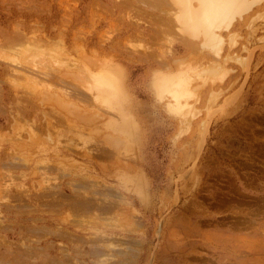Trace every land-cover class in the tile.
<instances>
[{"label":"rangeland","instance_id":"rangeland-1","mask_svg":"<svg viewBox=\"0 0 264 264\" xmlns=\"http://www.w3.org/2000/svg\"><path fill=\"white\" fill-rule=\"evenodd\" d=\"M92 1L0 0V264H264V0L218 59L158 2ZM212 63L189 116L159 97Z\"/></svg>","mask_w":264,"mask_h":264},{"label":"bare ground","instance_id":"bare-ground-1","mask_svg":"<svg viewBox=\"0 0 264 264\" xmlns=\"http://www.w3.org/2000/svg\"><path fill=\"white\" fill-rule=\"evenodd\" d=\"M94 1V0H93ZM92 1V2H93ZM122 1V0H121ZM120 1V2H121ZM128 1V0H127ZM134 1V0H133ZM144 2L146 1V0H143ZM142 1V3H144ZM148 1H150V4H151V1L152 0H148ZM259 1H262V0H259ZM97 1L95 0V2H94V6H95V3H96ZM135 2V1H134ZM137 0H136V4H137ZM140 0H139V4H140ZM153 2H158L157 4L160 6V8L161 9H159V7L158 8H156L155 7V3H152V4H154V6L152 5V6H150V5H148L149 7H150V9H152L151 7H153V10H154V7L156 8V9H159L161 12H163L164 13V15L165 16H167L168 18H169V21H172V25H174L173 27L176 29V31L175 32H178V34L179 35H181L182 36V38L184 39V40H188V41H190V42H192L193 40L192 39H199V45H196L195 43H194V45H196V46H198L200 49H202V51H209L210 52V55L211 56H213V54H214V56L213 57H216L217 59L218 58H220L221 57V51H222V49H223V45H224V43L226 42L225 41V38H224V34H226V31H228V29L229 28H231L233 25H234V22H235V20H236V18L237 17H239L240 15L241 16H243V14L242 13H244V11L246 12V11H249L250 10V8L249 7H252L253 5L252 4H255V2L257 3L258 2V0H153ZM254 2V3H253ZM98 3V2H97ZM122 3V2H121ZM125 3H127V2H125ZM130 3H132V2H130ZM141 3V4H142ZM149 3V2H148ZM252 3V4H251ZM99 4V3H98ZM133 4V3H132ZM146 5H147V3H145ZM144 4V5H145ZM250 4L252 5V6H250ZM92 6H93V3L91 4ZM134 5H135V3H134ZM143 5V4H142ZM145 5V6H146ZM257 5H258V3H257ZM132 6V8H134L133 7V5H130V7ZM147 6V7H148ZM137 7H138V5H137ZM95 8H96V6H95ZM99 8V7H98ZM139 8H140V6H139ZM138 8V9H139ZM143 8V7H142ZM249 8V10H247ZM155 9V10H156ZM252 9V8H251ZM108 10V9H107ZM136 10H137V8H136ZM142 11V10H141ZM157 12H158V10H157ZM152 13H154V12H152ZM247 13V12H246ZM132 14V13H131ZM143 14H144V12H143ZM162 14V13H161ZM245 14V13H244ZM139 15V14H138ZM141 16V15H140ZM241 16H240V18H241ZM131 17V16H130ZM159 17H160V13H159ZM164 17V16H163ZM166 17V18H167ZM152 18V17H151ZM158 18V17H157ZM162 18V17H161ZM166 18L164 19V20H166ZM167 18V19H168ZM163 20V21H164ZM133 21V20H132ZM131 21V22H132ZM134 21H135V19H134ZM137 21V20H136ZM139 21V20H138ZM138 21H137V23H138ZM144 21V20H143ZM166 21H168V20H166ZM165 21V22H166ZM168 21V22H169ZM154 22V21H153ZM158 22H160V21H158ZM165 22H163V23H165ZM130 23V22H129ZM134 23V22H133ZM171 23V22H170ZM134 24H136V23H134ZM152 24V23H151ZM154 24V23H153ZM169 25L168 23H165V25ZM158 25V24H157ZM162 25V24H161ZM166 25V26H167ZM137 26H138V24H137ZM137 26H135V27H137ZM154 26L155 25H153V28L152 29H154ZM171 26V25H170ZM156 27V26H155ZM159 27L161 28V26L159 25ZM138 28V27H137ZM137 28H135V29H137ZM156 28H158V26L156 27ZM155 28V29H156ZM168 28H170V27H168ZM162 30L164 29V28H161ZM165 29H167V28H165ZM18 30V29H17ZM173 30V29H172ZM137 31H138V29H137ZM157 32H158V30H156ZM161 31V30H160ZM168 31V30H167ZM2 32V31H1ZM0 32V33H1ZM130 32V31H129ZM139 32V31H138ZM154 32V31H153ZM163 32V31H162ZM166 32V31H165ZM171 32H173V31H171ZM168 33V32H167ZM166 33V34H167ZM133 34V33H132ZM139 34V33H138ZM157 34V33H156ZM155 34V35H156ZM161 34H163V33H161ZM165 34V33H164ZM169 34V33H168ZM173 34V33H172ZM134 36L136 35V34H133ZM142 35V34H141ZM175 35V34H174ZM105 36V35H104ZM139 35H137V37H138ZM173 36V35H172ZM176 36V35H175ZM178 36V35H177ZM9 37H11V36H9ZM13 37V36H12ZM14 37H15V35H14ZM19 38L21 37V36H18ZM24 37V36H23ZM128 37V36H127ZM137 37H135V38H137ZM16 38V37H15ZM73 38V37H72ZM154 38V37H153ZM24 39V38H23ZM14 40H16L17 41V39H14ZM101 40H102V38H101ZM135 40V39H134ZM133 40V41H134ZM141 40V39H140ZM176 40H178V39H176ZM175 40V41H176ZM136 41V40H135ZM144 41V40H143ZM142 41V42H143ZM171 41V40H170ZM195 42V41H194ZM18 43V42H17ZM102 43V42H101ZM100 43V44H101ZM137 43V42H136ZM189 43V42H188ZM63 44V43H62ZM119 44V43H118ZM149 44V43H148ZM170 44V43H169ZM73 45V44H72ZM151 45V44H150ZM64 47H66V46H64ZM74 47V46H73ZM130 47V46H129ZM198 47L196 48V49H198ZM137 48V47H136ZM134 49V48H132L133 50H136L137 51V49ZM77 49V48H76ZM194 49V48H193ZM195 49V50H196ZM15 50V49H14ZM83 50V49H82ZM63 51V50H62ZM129 51V50H128ZM131 51V50H130ZM140 51V50H139ZM138 51V52H139ZM141 51H142V49H141ZM77 52V51H76ZM84 52V51H83ZM82 52V53H83ZM91 52V51H90ZM199 52V51H198ZM200 52H201V50H200ZM81 53V52H80ZM85 54H86V52H84ZM131 53V52H130ZM132 53H134L133 51H132ZM146 53V52H145ZM173 53H174V51H173ZM84 54V55H85ZM191 54H193V53H191ZM203 54V53H202ZM209 54V53H208ZM137 55V54H136ZM139 55H144V54H141L140 52H139ZM139 55H138V57H139ZM152 55V54H151ZM11 56V55H10ZM53 57V56H52ZM82 57H83V55H82ZM86 57H88V56H86ZM142 57V56H141ZM144 57V56H143ZM142 57V58H143ZM6 58V57H5ZM11 58V57H10ZM10 58H8V59H10ZM48 58H51V57H48ZM69 58V57H68ZM141 58V59H142ZM151 58V57H150ZM86 58H84V60H85ZM144 59H146V58H144ZM153 59V58H152ZM234 59V58H233ZM76 60V59H75ZM143 60V59H142ZM6 61H7V59H6ZM11 61H14L13 59L11 60ZM143 61H145V60H143ZM181 61V60H180ZM201 61V60H200ZM10 61H8V65L9 66H7V67H10V63H9ZM54 62V61H53ZM88 62H90V61H88ZM177 62H179V61H177ZM57 63V62H56ZM61 63V62H60ZM65 63V62H64ZM66 63H67V61H66ZM158 63V62H157ZM160 63V62H159ZM158 63V64H159ZM161 63H163V62H161ZM180 63V62H179ZM183 63V62H182ZM48 64H51V63H48ZM91 64V63H90ZM100 64V63H99ZM213 64V63H212ZM12 65V64H11ZM73 65V64H72ZM159 65H163V64H159ZM165 65V64H164ZM2 66V65H1ZM0 66V67H1ZM6 66V65H5ZM29 66V65H28ZM73 66H75V65H73ZM100 66V65H99ZM167 66V65H166ZM176 66V65H175ZM219 66V64L217 63L216 65L215 64H213L211 67H209L208 69H206L207 68V66H206V68H203L202 70L203 71H199L198 73H197V75L196 74H194V75H192V71L193 70H185V72H182L181 73V70L183 69V68H181V69H179L178 71H179V73L178 74H176V75H173V76H164V77H162L161 79H158V80H156V81H154V87H155V89H156V91H157V93H158V95H159V97L160 98H164V96L167 94V95H169V96H171V98L173 99V101H175V103L176 104H181V105H179L178 107H173V111L175 112V113H177L178 115H180V117H186V116H189L190 114H192L193 112H191V107L188 105V101L190 100V99H192L193 97H195L196 98V101L198 102L199 101V96H198V94H195L198 90H200L199 88H200V85H198L197 87H196V85H195V87H196V89L194 88V80L196 81V79L198 78L199 80H201L202 82H203V84L205 85L206 83H207V81H208V79L210 80V82L211 81H213L212 83H215L216 81V79L217 78H219V75H220V77L222 76V77H224L223 75H224V73H222L224 70H221L220 68H222V67H218ZM50 67V66H49ZM85 67H87V66H85ZM21 68V67H20ZM40 67H38V69H39ZM47 68V67H46ZM75 68V67H74ZM93 68V67H92ZM164 68V67H163ZM186 68V67H185ZM166 69V68H165ZM168 69V68H167ZM218 69H220V70H218ZM11 70V69H10ZM12 70H14V71H10L11 73H10V75H13L12 73H15L16 71H18V72H21V74H22V76L24 77V75H23V71H27L26 73H28V71H29V69L28 68H24V70H18V69H15V68H13ZM16 70V71H15ZM30 70H33L32 68L30 69ZM39 70H43V69H39ZM76 70V69H75ZM80 71H81V69H79ZM78 71V70H77ZM219 71H221V74H220V72ZM33 72V75L35 74V72L34 71H32ZM32 72L30 71V73L29 74H32ZM225 72V71H224ZM26 73H25V75H26ZM37 73V72H36ZM52 73V72H51ZM63 73V72H62ZM194 73V72H193ZM18 74V73H17ZM46 74V73H45ZM68 74V73H67ZM71 74V73H70ZM202 74H204L205 75V78H204V75H202ZM216 74H219V75H217L218 77L216 78ZM9 75V76H10ZM36 75V74H35ZM38 75V74H37ZM40 75V74H39ZM48 75V74H47ZM87 75V74H86ZM85 75V76H86ZM108 75H110V74H108ZM163 75V74H162ZM168 75V74H167ZM15 76V75H14ZM31 76V75H30ZM43 76V75H42ZM51 76V75H50ZM111 76V75H110ZM110 76H107L106 74H104V75H102L100 78H98L97 80L95 79V80H93L92 82L95 84V87L97 86V87H99V88H101V89H103L104 88V86L105 87H108V86H110V87H112V86H114V83H115V81L113 80V81H111V77ZM159 77H160V75H159ZM193 77H195V78H193ZM197 77V78H196ZM71 78V77H70ZM93 78V77H92ZM111 78V79H110ZM34 79H36L35 77H34ZM37 79H39V78H37ZM89 79V78H88ZM197 79V80H198ZM224 79V78H223ZM16 80H18V79H16ZM42 80H44V79H42ZM80 80V79H79ZM92 80V79H91ZM155 80V79H154ZM220 80H222V78L221 79H219V81ZM26 81H28V80H26ZM28 82H30V81H28ZM63 82V81H62ZM81 82H82V80H81ZM19 83V82H18ZM87 83V82H86ZM24 84V83H23ZM82 84V83H81ZM88 84V83H87ZM29 86V85H28ZM28 86H25V87H28ZM31 86V85H30ZM74 87V86H73ZM96 87V88H97ZM115 87V86H114ZM201 87H202V84H201ZM67 88V87H66ZM93 88V87H92ZM77 89V88H76ZM97 90H99V89H97ZM194 91H196V92H194ZM41 92V91H40ZM80 92V91H79ZM69 93V92H68ZM212 93L213 92H211V96L213 97V96H215L216 95V93H215V95H212ZM214 94V93H213ZM41 95V94H40ZM43 95H45L44 93H43ZM51 95V94H50ZM53 95V94H52ZM218 95L219 94H217L216 95V97H218ZM39 96V95H38ZM77 96V95H76ZM210 96V97H211ZM73 97V96H72ZM78 97V96H77ZM210 97H209V99H210ZM216 97H215V99H216ZM25 98V97H24ZM159 98V99H160ZM49 99V98H48ZM91 99V98H90ZM214 98H212V100H213ZM24 100H27V99H24ZM21 101V100H20ZM22 102V101H21ZM211 103H212V101H210ZM209 102V103H210ZM29 103V102H28ZM61 104V103H60ZM74 105V104H73ZM192 105V104H191ZM193 111V110H192ZM197 112H198V110H196ZM194 113L195 114H197L195 111H194ZM199 113V112H198ZM214 113V112H213ZM212 113V114H213ZM109 114V113H108ZM93 115V114H92ZM183 117V118H184ZM98 135V134H97ZM118 135V134H117ZM117 138V137H116ZM123 139V138H122ZM101 140V139H100ZM119 141V140H118ZM117 141V142H118ZM119 144H121V143H119ZM111 149V148H110ZM133 150V149H132ZM135 150V149H134ZM133 150V151H134ZM87 153V152H86ZM113 157V156H112ZM116 164V163H115ZM79 188V187H78ZM103 189V188H102ZM105 194V193H104ZM107 194V193H106ZM47 195V194H46ZM76 197V196H75ZM64 200V199H63ZM81 202V201H80ZM40 203V202H39ZM90 203V202H89ZM83 204V203H82ZM112 204V203H111ZM84 206H85V203L83 204ZM82 205V206H83ZM89 205V204H88ZM82 206L80 207L81 209H82ZM83 206V207H84ZM85 207H88V206H85ZM100 207H102V206H100ZM92 208V207H91ZM78 210V209H77ZM90 210V209H89ZM88 210V211H89ZM129 210V209H128ZM106 211V210H105ZM114 211V210H113ZM85 212H86V210H85ZM103 212V211H102ZM104 213V212H103ZM33 231V230H32ZM65 234V233H64ZM34 235V234H33ZM71 237V236H70ZM74 237V236H73ZM36 242V241H35ZM27 247V246H26ZM29 248V247H28ZM14 252V251H13ZM36 252V251H35ZM34 251H33V253H35ZM95 253V252H94ZM12 254V253H11ZM37 254V253H36ZM36 254H34L35 256H36ZM44 254H47V253H44ZM34 256V257H35ZM27 259V258H26ZM46 260V259H45ZM21 264V263H20ZM28 264V263H27Z\"/></svg>","mask_w":264,"mask_h":264}]
</instances>
